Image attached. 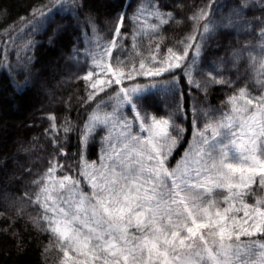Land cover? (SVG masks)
<instances>
[{"label":"snow or ice","instance_id":"1","mask_svg":"<svg viewBox=\"0 0 264 264\" xmlns=\"http://www.w3.org/2000/svg\"><path fill=\"white\" fill-rule=\"evenodd\" d=\"M259 3L264 6V0ZM54 4L57 12L83 7L79 0ZM49 7L34 9L33 16L37 11L43 16ZM212 7L209 0L197 9L190 17L192 31L161 52L159 44L151 47L152 39L163 40L160 26L176 21V15L165 0H148L138 12L159 24L150 25L147 55L133 33V49L141 55L138 66L127 51L113 55L124 48L117 37L126 35L121 32L126 13L116 18L113 38L98 40L93 67L83 77L90 112L81 131L76 174L53 156L32 181L34 196L24 194L41 210L33 223L50 234V244L62 253L59 264H264V197L254 204L245 200L254 191L252 185L264 188V91L255 94L248 82L240 83L239 74L235 79L224 75L225 62L199 63L203 41L218 23L251 27L246 11L254 5L239 0L220 22ZM254 19L262 43L259 67L264 70V11ZM201 20L206 21L202 30ZM245 51L256 60L243 49L234 51V61ZM136 77L148 79L140 83ZM181 78L189 92L195 87L205 97L213 84L233 90L222 101L224 107L211 112L193 103L195 144L173 167L169 158L184 132L178 121L187 118L177 98L184 95ZM125 80L133 83L125 86ZM256 83L264 89V79ZM113 85L120 86L118 91ZM109 90L116 92L114 103ZM160 92L176 102L160 100ZM161 104L167 105L163 115ZM201 115L207 117L202 126ZM70 130L66 122L65 134ZM97 136L99 158L87 160L88 142ZM52 143L66 155L58 136ZM61 169L66 170L58 175ZM216 189L224 190L219 199Z\"/></svg>","mask_w":264,"mask_h":264},{"label":"trees","instance_id":"2","mask_svg":"<svg viewBox=\"0 0 264 264\" xmlns=\"http://www.w3.org/2000/svg\"><path fill=\"white\" fill-rule=\"evenodd\" d=\"M134 1L79 0L83 7L57 12L54 0H0V264H55L60 259L61 253L50 244V234L33 223L39 208L24 194L32 196V181L46 170L53 156L76 174L81 131L90 108L84 102L89 88L72 59L73 50L82 39L111 26L120 14H127ZM196 1L200 6L209 2ZM220 4L221 0H213V11ZM44 5H50L44 15L37 11L34 17V9H42ZM199 5L195 7L200 8ZM262 11L246 15L247 20L252 21L251 29H259L254 18ZM121 31L127 34L128 41L133 22L125 19ZM213 34L203 41L199 60L211 50L212 39L216 38ZM258 38L257 31L246 32L241 39V50L254 45ZM230 54L231 51L226 50L219 58L227 60ZM145 80L147 78L136 79ZM112 87L118 91L120 86ZM180 87L184 95L177 98L187 110V118L178 121L184 132L170 157L173 167L195 143L193 103L199 102L210 111L227 99L223 94L224 86L219 84L206 97L198 96L194 87L189 92L186 79L181 78ZM109 95L113 98L116 92L109 90ZM170 97L171 94L166 96L163 92L158 95L160 100L175 103ZM166 110L167 105L161 104L160 114ZM66 122L71 126L67 134L64 132ZM53 124L58 131L53 129ZM57 136L66 155L52 143ZM98 151L96 144L88 142L85 156L95 159ZM263 194L264 188H261L260 195Z\"/></svg>","mask_w":264,"mask_h":264},{"label":"rangeland","instance_id":"3","mask_svg":"<svg viewBox=\"0 0 264 264\" xmlns=\"http://www.w3.org/2000/svg\"><path fill=\"white\" fill-rule=\"evenodd\" d=\"M165 2L169 5L168 10L173 11L174 14L176 15V21H169L168 23L160 26L159 34L162 35L164 39L163 40L152 39L151 47L153 49L155 48L156 44H159L160 49L165 50L168 46L175 43L177 39H180L184 37L186 34H188L189 32H191L194 26V22L192 19H190V17L197 9H199L195 7V5H199L196 0H165ZM238 2L239 0H221V4L219 8H215L214 11L212 8V14H214L215 19L218 22L223 21L224 18H226L229 15L232 7ZM147 3H148V0L134 1L133 7L127 12L125 16V19H129L133 22V32L131 36L129 37L128 41H126L127 34L124 35L123 37H117V40L119 41L121 45L124 46V48L118 51H114L113 53V55L116 52L120 54L121 51H127L131 53V58L137 61V66H138V61L141 58V55L137 54V52L133 49V43H134L133 33H136L135 42L139 45L140 52L143 55H147V49L149 47L148 33L152 32L150 25L153 23L159 24V21L156 20L154 17L147 16V15H141L138 12V8H140L142 5L147 7ZM250 3L254 5V7H251L250 10L246 11V15L256 14L261 9H263L264 11V6L260 5L259 0H250ZM205 5L203 6L199 5V6L200 8H202ZM137 15L140 16L139 20H136L134 18ZM115 21L111 26L105 29L98 30L93 35H90L87 38L82 39L79 45H77L74 48L73 53H72V59L74 63L81 70L79 74L81 78H83L84 74L88 70H90V68L93 67L91 56L94 55L96 51H98V49L95 47L98 40L100 42H106L107 40L113 38ZM203 22L204 20H201L199 22L201 29H202ZM241 23L242 22L218 23V26L211 33V34L215 33L216 35V38L212 39L211 50L207 53L206 56H204L202 60H199V63L201 64V66L205 64H213V63H216V59H219L217 63L225 62L224 64H226V66L224 65V75L230 76L233 79H235L238 74L241 75L242 79L240 83L242 84L244 82H248L251 87V90L254 91L255 94H260V92L264 91V89H260L259 85L256 83V80L258 78L264 79V70H261L259 67V52L262 47L261 37L259 35V29L255 30V29H251L250 27H241L240 26ZM249 30H251V32L257 31L259 38L257 39L254 45L244 46L243 49H248L249 51H251L252 55L256 56V60L253 61L252 58L249 56L248 51H245L243 52L239 60L234 61L233 53L234 51H239L242 49L241 39L244 36V34L248 32ZM121 32L124 33L123 31ZM226 50L231 51V54L228 56V59L227 60L220 59L219 58L220 54H222ZM234 62L237 65L236 67H233ZM138 78L146 79L145 77H136V79ZM145 81H142L140 83H144ZM124 82H126V84L128 83L127 86L133 83L131 80H125ZM215 86H217V84H213L210 87L208 94L210 93L211 89ZM194 89L196 90V93L198 94V96H200L199 94L204 95L201 91H199L195 87ZM232 90L233 89L224 86L223 94L226 96V98H227V95ZM158 95L159 93L157 94V96ZM114 97H113V103L115 102ZM149 99L151 100L152 97H150ZM222 107H224V105L220 103L219 105L215 106L214 109H220ZM209 112H211V110ZM206 119H207L206 116L201 115L199 124L202 126ZM210 134H211V131L209 130V135ZM89 143L96 144L99 147V151L95 159H89L87 157V160H90V161L98 160L100 151H101L100 137L97 136L94 140H89ZM193 179H197V177L193 175ZM251 187L254 189V191L249 192L246 195L245 200L249 204H254L257 198L264 197V194L260 195L261 187H256V185H252ZM35 190H36L35 185H33V189L31 191L32 196H34ZM215 194H217V197L219 199L220 196L224 194V190L216 189ZM40 211L41 210L39 209V212ZM59 261L60 259L55 264H59Z\"/></svg>","mask_w":264,"mask_h":264}]
</instances>
